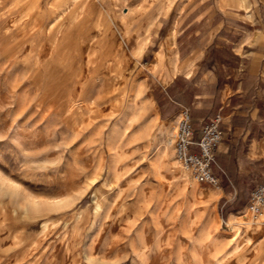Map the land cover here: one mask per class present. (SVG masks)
<instances>
[{
	"label": "rangeland",
	"instance_id": "1",
	"mask_svg": "<svg viewBox=\"0 0 264 264\" xmlns=\"http://www.w3.org/2000/svg\"><path fill=\"white\" fill-rule=\"evenodd\" d=\"M12 1L0 2V264H264V207L256 236L231 223L252 216L264 178L220 181L224 195L194 180L152 98L150 51L177 0H42L33 38L13 31Z\"/></svg>",
	"mask_w": 264,
	"mask_h": 264
},
{
	"label": "crops",
	"instance_id": "2",
	"mask_svg": "<svg viewBox=\"0 0 264 264\" xmlns=\"http://www.w3.org/2000/svg\"><path fill=\"white\" fill-rule=\"evenodd\" d=\"M155 45L159 116L174 120L187 108L197 140L221 112L213 166L219 181L227 187L232 179L264 178V0H177Z\"/></svg>",
	"mask_w": 264,
	"mask_h": 264
},
{
	"label": "built area",
	"instance_id": "3",
	"mask_svg": "<svg viewBox=\"0 0 264 264\" xmlns=\"http://www.w3.org/2000/svg\"><path fill=\"white\" fill-rule=\"evenodd\" d=\"M222 114L215 113L200 129L197 140H194V130L191 124L190 114L187 108L181 107L174 119L173 150L176 159L188 169L191 177L218 188L219 178L213 171L215 150L222 139ZM195 143L198 151L190 150V145ZM264 207V184L257 183L249 192L246 210L258 219Z\"/></svg>",
	"mask_w": 264,
	"mask_h": 264
},
{
	"label": "bare ground",
	"instance_id": "4",
	"mask_svg": "<svg viewBox=\"0 0 264 264\" xmlns=\"http://www.w3.org/2000/svg\"><path fill=\"white\" fill-rule=\"evenodd\" d=\"M7 0H0V2H1V4H3V3H5ZM62 1H64V0H48V3H51V4H54V6H55V4L56 3H62ZM67 1V0H66ZM65 1V2H66ZM158 1V0H157ZM47 3V2H46ZM59 3V4H60ZM41 4H42V0H13L12 2H11V4H10V8H9V12H12V13H14V16H11L12 18L11 19H9L10 20V22H12L13 24H11L12 25V28H13V31H16V32H18V34L21 36V38L22 37H24V36H28V35H30V37L31 38H33L32 36H35V35H37L39 32H42V29H40L38 26H36V24L38 23V21H40L41 19L40 18H42V16H41V12H40V8H41ZM68 4V3H67ZM66 4V5H67ZM69 4H70V2H69ZM149 5H150V3H149ZM53 6V5H52ZM149 7V6H148ZM52 8V7H51ZM55 9H56V7H54ZM123 9V8H122ZM108 10L109 9H107V12H108ZM145 10V9H144ZM144 10H143V12H144ZM42 11V10H41ZM57 11V10H56ZM124 11V10H123ZM43 12V11H42ZM141 13V12H140ZM108 15L110 16V18L112 17L111 16V14H109V12H108ZM41 16V17H40ZM62 16V15H61ZM140 16V15H139ZM57 17H59V16H57ZM56 17V18H57ZM55 18V19H56ZM58 19V18H57ZM122 20V16H121V14H118L117 15V17L115 18H111V23H112V29H116L117 31L119 30L118 29V24L120 23V21ZM57 21V20H56ZM61 21V20H60ZM51 22V21H50ZM54 22V21H53ZM52 24V23H51ZM50 24V25H51ZM54 24V23H53ZM53 24H52V26H53ZM38 25H39V23H38ZM7 27H9V26H7ZM50 27V26H49ZM51 28V27H50ZM99 28V27H98ZM9 29V28H8ZM43 30H44V28H43ZM49 30V32H50V29H48ZM47 30V31H48ZM60 30V29H59ZM91 32V35L93 34V30L92 31H90ZM100 33L101 34H103V29H101L100 30ZM126 33V32H125ZM42 34V33H41ZM40 34V36H41V38H42V36H45L44 34H42L41 35ZM50 34V33H49ZM90 35V36H91ZM25 38H27L28 39V37H25ZM24 38V39H25ZM48 38V37H47ZM26 39V40H27ZM43 39V38H42ZM41 39V41H43ZM29 40H31V39H29ZM28 40V41H29ZM38 40H40V38L38 39ZM125 40V39H124ZM26 42V41H25ZM33 42V41H32ZM35 42V41H34ZM40 42V41H39ZM31 43V42H30ZM38 43V42H37ZM40 45V44H39ZM53 46H56V43L55 44H53ZM131 46V45H130ZM163 47V46H162ZM137 58V57H136ZM176 60V59H175ZM154 61H156V59L154 60ZM140 105V104H139ZM141 106V105H140ZM141 108V107H140ZM138 109H139V107H138ZM137 109V110H138ZM140 111H141V109H140ZM142 113V112H141ZM142 115V114H141ZM149 121L148 120H146V118L144 119V121H143V123L141 124L142 125V127L145 129V127H147L148 125H149ZM177 171V170H176ZM196 190V189H195ZM220 192H221V190H220ZM195 193V192H194ZM93 194V193H92ZM95 201H96V199H95ZM98 202V201H97ZM100 204V203H99ZM96 205V204H95ZM98 206V205H97ZM100 206V205H99ZM98 206V207H99ZM80 215V214H79ZM261 215H262V213H261ZM264 216V215H263ZM250 218H248V220H245V219H243V217H241V216H234V217H231V223L232 224H234V226H235V229L234 230H238L239 229V226H242V224H246V226H245V233L247 234V238L249 239V238H251L252 236H254L256 233H260L261 231H260V228L257 226H253L252 224L253 223H257V222H259L260 220V217L258 218V219H255L254 217H252V216H249ZM192 219V218H191ZM215 219H216V221L218 220L219 221V216L218 215H215ZM76 222V221H75ZM256 225V224H255ZM256 236V235H255ZM264 238V237H263ZM252 239H254V238H252ZM257 239V238H256ZM239 243V242H238ZM257 244V243H256ZM260 246H262V245H260ZM259 246V247H260ZM237 247V246H236ZM70 248H71V246H70ZM258 248V247H257ZM75 249V248H74ZM32 251V250H31ZM55 253V252H54ZM71 253V252H70ZM57 255V254H56ZM85 255H86V253H85ZM223 255H225V254H223ZM223 257V256H222ZM225 257V256H224ZM40 259V258H39ZM38 261V260H37ZM36 263H38V262H36Z\"/></svg>",
	"mask_w": 264,
	"mask_h": 264
}]
</instances>
